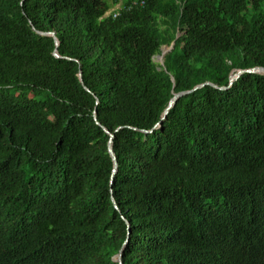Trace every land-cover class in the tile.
Here are the masks:
<instances>
[{"label":"trees","instance_id":"1","mask_svg":"<svg viewBox=\"0 0 264 264\" xmlns=\"http://www.w3.org/2000/svg\"><path fill=\"white\" fill-rule=\"evenodd\" d=\"M255 64L264 0H0V264H264V73L152 128Z\"/></svg>","mask_w":264,"mask_h":264},{"label":"water","instance_id":"2","mask_svg":"<svg viewBox=\"0 0 264 264\" xmlns=\"http://www.w3.org/2000/svg\"><path fill=\"white\" fill-rule=\"evenodd\" d=\"M31 29L35 32V33H38L40 35H48V36H51L52 39H53V42H54V45H57V39H56V36L54 35V32L52 31H49V32H44V31H39V30H36L34 27L31 26ZM172 45V42L170 44V46ZM170 46L168 48H166L165 50H169L170 49ZM164 49H162V45L160 46V51L159 53L155 54L153 56V60H154V57H158L160 58V62L159 64L162 65L163 64V60H162V56L164 55V53H166L167 51H165ZM52 54L55 56V57H61L57 51L55 49H53L52 51ZM67 59H70L68 57H66ZM245 71H251V72H263L264 73V66L263 65H259V64H255V65H252V66H249V67H238V68H235L232 72H230L229 74V79H228V83L227 85H215L213 83H210L208 81H204V82H201V83H198V84H195L194 86H192L190 89H186V90H180V91H176V92H172V95L171 97L168 99L167 101V104L166 106L163 108L161 114H160V118H159V121L156 122L152 128L156 127L157 125L160 124V120L163 119L168 111V109L172 106V104L174 103V101L180 97L181 95H184V94H187L205 84H208L214 88H226L227 86H229L242 72H245ZM78 78H79V81L81 82V77H80V73L78 72ZM83 88L85 90H88L86 86L83 85ZM92 118L93 120L95 121L96 124H98L99 126H101V128L103 129V131L108 135V139H107V142H106V151L110 157V160H111V163H112V167H111V175H110V179H109V183L112 182V178H113V174L115 173L116 171V167H117V160H116V156L113 152V149H112V145H111V141H112V138H113V135L112 133H110L104 126L100 125L99 122L96 120V116H95V112L94 110L92 111ZM151 128V129H152ZM151 129H148V130H145V129H141V131L143 133H146V132H149ZM110 200H111V203L113 205V208L117 210V206L112 198V196H110ZM123 218V217H122ZM125 223L127 224V222L125 221ZM128 231V229H127ZM127 241V237L124 239V241L122 242L120 248L118 249V256H117V261H118V264H122L121 262V259H120V255H121V250L123 248V246L125 245Z\"/></svg>","mask_w":264,"mask_h":264},{"label":"rangeland","instance_id":"3","mask_svg":"<svg viewBox=\"0 0 264 264\" xmlns=\"http://www.w3.org/2000/svg\"><path fill=\"white\" fill-rule=\"evenodd\" d=\"M169 46H167V45H162V49H166V48H168ZM165 51H167V50H165ZM154 62H156V63H159L160 62V58H158V57H154Z\"/></svg>","mask_w":264,"mask_h":264},{"label":"built area","instance_id":"4","mask_svg":"<svg viewBox=\"0 0 264 264\" xmlns=\"http://www.w3.org/2000/svg\"><path fill=\"white\" fill-rule=\"evenodd\" d=\"M114 15V14H113Z\"/></svg>","mask_w":264,"mask_h":264}]
</instances>
